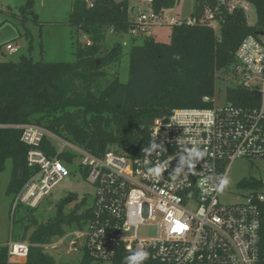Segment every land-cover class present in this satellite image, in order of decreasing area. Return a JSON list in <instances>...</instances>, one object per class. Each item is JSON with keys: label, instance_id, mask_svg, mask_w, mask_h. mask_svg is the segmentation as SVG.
I'll return each instance as SVG.
<instances>
[{"label": "built area", "instance_id": "built-area-1", "mask_svg": "<svg viewBox=\"0 0 264 264\" xmlns=\"http://www.w3.org/2000/svg\"><path fill=\"white\" fill-rule=\"evenodd\" d=\"M236 1L218 0L230 13L239 6ZM205 18L212 26L217 22L210 10ZM154 23H163V17L139 11L130 34H146ZM7 49L17 50L11 45ZM225 78L230 87L257 93V101L243 107L226 98L225 106L218 108L205 97L213 107L174 109L154 120L151 143L135 157L111 149L96 155L42 126H18L29 147L30 175L16 194L15 206L38 208L71 175L76 153L95 194L89 219L68 234L75 236L70 250H78L82 239L81 248L95 264H112L120 251L136 250L149 252L150 264H259L264 191L245 189L241 203L223 204L224 191L215 186L222 176L228 177L235 161L264 160V34L241 42ZM45 138L56 148V156L42 149ZM65 154L71 155V163ZM156 168L161 169L159 176ZM146 226L155 228V236L139 238L140 227ZM30 247L27 241L11 239L6 264L27 258Z\"/></svg>", "mask_w": 264, "mask_h": 264}, {"label": "trees", "instance_id": "trees-1", "mask_svg": "<svg viewBox=\"0 0 264 264\" xmlns=\"http://www.w3.org/2000/svg\"><path fill=\"white\" fill-rule=\"evenodd\" d=\"M147 1L160 16L178 3V0ZM244 1L256 10L254 25L248 23L245 10L240 6L230 13L218 0H195V12L191 15L195 23L183 21L171 25L170 43L145 37L143 43L131 46L129 79L121 83L117 76L109 78L105 67L119 60L122 45L115 44L101 56L102 44L108 32L130 33V0H74L68 26L75 62L35 61L26 56L18 61L0 62V173L11 160L14 177L9 191L17 194L30 175L29 147L22 142L18 126H42L96 155L111 149L135 157L151 143L150 128L155 119L167 117L177 108L213 107V103L205 102L204 98L214 95L216 74L222 72L225 76L247 36L264 34V0ZM33 7L34 0H27L22 10L34 14ZM207 10L214 12L219 32L211 25V20L205 18ZM85 37L90 45L83 42ZM257 98V93L247 89L229 87L227 90V101L235 106L250 107ZM42 149L49 156L57 155L47 138ZM63 157L71 163V155ZM239 186L261 189L263 184L249 178ZM76 199L75 194H70L59 202L55 217L46 223H38L32 210L28 212L24 238L34 227L29 240L32 246L28 257L14 264H61L40 245L62 238L68 228L84 226L91 216V208L79 213L77 204L70 212H65V207ZM259 209V264H264V203ZM131 253L120 251L112 264H125V257ZM6 260L4 248L0 251V264H6ZM81 264L93 262L85 254ZM144 264L150 263L145 261Z\"/></svg>", "mask_w": 264, "mask_h": 264}, {"label": "rangeland", "instance_id": "rangeland-1", "mask_svg": "<svg viewBox=\"0 0 264 264\" xmlns=\"http://www.w3.org/2000/svg\"><path fill=\"white\" fill-rule=\"evenodd\" d=\"M74 0H34L33 13L22 8L27 0H0V62L18 61L22 56L37 61H65L75 62L76 57L72 48L70 28L68 26L69 16L72 12ZM236 4L245 10L247 21L250 24L256 23V10L254 6L244 0H237ZM135 5L141 12L151 14V5L143 0H130V7ZM195 0H178L173 11L165 12L164 17L177 16L180 20H190L195 12ZM130 16L133 12L129 11ZM36 15V18H35ZM132 21L137 20L134 15ZM214 28L219 32V23H213ZM145 37H150L162 43L171 42V25L167 23H154L149 26L146 34L131 35L130 33L114 35L108 32L102 44V54L109 52L115 44L122 45V55L117 62L105 67L109 78L118 77L121 83H127L129 79V51L133 44H141ZM86 42V39H83ZM11 45L16 48L15 52L7 49ZM224 74H216L215 93L211 97L216 107L221 108L226 104L227 90L230 82ZM225 77V76H224ZM79 163L70 166L71 175L54 187L50 195L36 209H29L22 204L15 206L16 193L9 191V185L14 177L13 164L11 160L6 162L5 170L0 173V251L6 248L11 239L14 241L29 242L30 236L35 229L31 227L24 238V227L27 224L26 217L32 210L33 217L38 223H46L55 217L58 211V204L70 194L77 196L76 201L65 207V212H70L77 204L80 206L79 213L92 207L94 202L95 188L87 182L85 173L81 171ZM230 184L220 196L223 204H235L243 201L246 190L240 187L244 179L255 178L263 184L264 191V160L248 161L239 159L235 161L228 174ZM77 228L66 229L67 237L55 238L49 244L40 245L45 253L50 255L57 263L81 264L85 252L81 248L83 240H79L78 250L72 249L71 241L75 236L68 234ZM139 238H150L155 236L153 226L140 227ZM24 238V239H23ZM29 238V239H28ZM30 243V242H29ZM32 246V244H31ZM35 246V245H33ZM95 264V263H93Z\"/></svg>", "mask_w": 264, "mask_h": 264}, {"label": "clouds", "instance_id": "clouds-1", "mask_svg": "<svg viewBox=\"0 0 264 264\" xmlns=\"http://www.w3.org/2000/svg\"><path fill=\"white\" fill-rule=\"evenodd\" d=\"M174 58H178V57L174 56ZM160 172H161L160 168L154 169V173L156 176H159ZM229 184H230L229 178L227 176H222L219 184L216 185L215 187L218 192H223ZM149 256L150 253L147 252L146 250L143 251L136 250L135 252H132L129 256L125 257V264H144V262L148 260Z\"/></svg>", "mask_w": 264, "mask_h": 264}, {"label": "crops", "instance_id": "crops-1", "mask_svg": "<svg viewBox=\"0 0 264 264\" xmlns=\"http://www.w3.org/2000/svg\"><path fill=\"white\" fill-rule=\"evenodd\" d=\"M143 1H147V0H143ZM147 2H149V1H147ZM149 3H150V2H149ZM135 8H138V12L141 11L139 7H137V6H135V5H132V6L130 7V10H131L134 14H133V16H130V17H131V20H133L132 18H135L134 15H137V14H138V12H135ZM173 10H174V8H173V9L166 10L165 12L167 13V12H169V11H173ZM165 12H164V13H165ZM162 17H163V23L165 22V23L170 24V25H173V23H171L172 20H178V21L180 20V19H178L177 16H175V15H171L170 18H166V17H164L163 15H162ZM180 21H184V20H180ZM249 24H250V23H249ZM250 25H254V24H250ZM215 30H216V29H215ZM13 48H14V47H13ZM11 52H15V51H11Z\"/></svg>", "mask_w": 264, "mask_h": 264}, {"label": "water", "instance_id": "water-1", "mask_svg": "<svg viewBox=\"0 0 264 264\" xmlns=\"http://www.w3.org/2000/svg\"><path fill=\"white\" fill-rule=\"evenodd\" d=\"M135 12H138V8H135ZM167 120H165L166 122ZM20 176H21V170L19 169L18 170V179H20Z\"/></svg>", "mask_w": 264, "mask_h": 264}]
</instances>
